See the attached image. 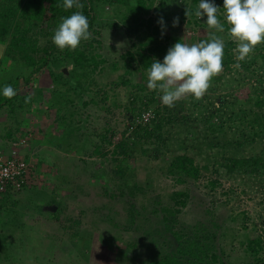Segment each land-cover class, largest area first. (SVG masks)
Segmentation results:
<instances>
[{"label":"rangeland","instance_id":"1","mask_svg":"<svg viewBox=\"0 0 264 264\" xmlns=\"http://www.w3.org/2000/svg\"><path fill=\"white\" fill-rule=\"evenodd\" d=\"M215 4L222 8L221 4ZM198 5L199 0H147L143 18L163 19L164 25L169 27L166 34L188 45L214 36L224 43L234 42L228 34L223 9L217 16L222 24L226 23L227 29L217 32L195 15ZM97 9L96 28L100 35L92 34L89 39H95L99 45L94 43L88 55H97L96 59L103 62L97 68L90 65L76 70L73 64L55 68L54 74L61 76L58 81L44 72L30 85L19 88L20 96L34 92L35 97L31 107L17 110L13 116L19 122L25 121L20 133L22 138H27L29 149L24 152L29 150L31 157L38 152L46 161L34 173L31 184L35 188L19 194L32 202L27 224L35 229L32 231L25 226L29 232H21L11 219V213L0 217V264H140V260L166 250V244L173 242L171 236L163 233V209L173 204L170 199L173 192H185L189 196L186 207L176 218L175 230L189 229L197 223L210 226L213 220L216 227L210 229L218 235L216 245L223 251L225 261L246 263L248 257L243 243L247 234L251 235L253 223H260V218L264 217V189L248 178L230 180L215 174L221 150H210L205 142L191 137L202 135L198 125L200 108L214 104L216 96L232 101L227 91L233 84H226L215 95L210 91L214 87L210 82L203 95L208 99L204 98L200 107L191 106L190 97H185L184 103L178 106V118L182 120L185 116V124L176 120L163 125L167 150L175 154L185 152L194 158L201 170L198 181L184 178L178 183L177 177L168 173L171 153L166 150L155 159L142 156L138 148L129 151L133 160L127 161V175L115 176L111 172V160L115 158L111 154L112 146H105L103 151L108 153L105 157L93 154V145L99 141L96 136L107 127L116 134L124 131L127 123L144 109L142 105L147 97L156 92L147 88L149 68H142L144 61L139 55L146 54L148 47L162 45L159 38L163 36H153V40H158L155 42L147 38L145 30L132 33L131 22L124 20L127 11L124 5L105 4ZM2 50L0 48V57ZM128 54L134 60L131 61ZM234 54L237 53L234 51ZM163 58L161 53L154 59L162 62ZM123 81L127 84L121 85ZM130 83L144 88L137 90ZM232 94L239 100L245 95L243 90ZM156 98V103L148 109L167 107L162 105L157 92ZM239 107L242 106L229 105L226 111ZM56 111L62 120L56 119ZM5 116L8 115L1 110L0 134L7 133L6 125L12 121ZM226 128V137L232 139L233 131L229 128L234 127L227 122ZM263 143V140L258 141L244 154L258 152ZM32 160L35 167L37 159ZM209 180H216L218 186L211 189L207 184ZM52 199L62 204L58 222L52 214L43 217L50 215L46 205ZM19 204L15 208L18 212L25 207ZM131 206L135 212L133 222ZM54 208L51 212L56 211L57 207ZM27 233L29 240L21 239Z\"/></svg>","mask_w":264,"mask_h":264},{"label":"trees","instance_id":"2","mask_svg":"<svg viewBox=\"0 0 264 264\" xmlns=\"http://www.w3.org/2000/svg\"><path fill=\"white\" fill-rule=\"evenodd\" d=\"M148 1L151 2V0ZM196 1L198 0H194V2ZM78 2L81 5L80 8L74 7L66 10L63 7V0H0V48L3 49L2 57H0V79L2 78L0 87L11 85L16 90V95L13 98L0 96V111L2 110L3 114L8 115L5 116L6 119L10 118L12 120L11 123L6 125L7 133L0 134V139L15 143L20 141V139H16L17 135H20V138L23 137L20 133V127L25 124V121L19 122L13 116L18 113L17 110H23L27 106L31 107L35 102V97L34 92L33 94L20 96L18 93L21 85H30L33 81H36L38 74L41 75L44 72H49L53 81L56 82L61 76L55 75L52 70L69 64H73V67L78 70L90 65L97 68L103 62L102 59H96L97 55H88V50L94 43L99 45L95 39L83 41L74 51L67 49L60 51L53 44L52 36L62 17H67L75 11H81L89 21L90 35L99 36L100 31L96 28L99 21L97 7L105 4L109 6L114 4L126 6L127 11L124 20L131 22L132 27H129V30L132 33L137 34L145 30L148 32V37H146L150 41H155L153 36H163L159 38L162 45H154L151 49L148 47L146 54L139 55L144 61L142 64L143 69L150 68L154 58H157L161 53L165 56L168 49L180 40L168 36L166 33L169 32V27L166 25L161 26L158 23L159 20L151 17L143 18L148 8L147 0H78ZM214 2L221 4L223 7V0H214ZM182 11L184 12V10ZM223 25L224 29H227L226 23ZM211 39L212 37H209L206 41ZM224 44L223 69L212 78L211 84L214 87L210 91L217 95L223 86L233 84L227 91V95L232 96L233 100L228 102L223 97L216 96L214 97V104L216 105L211 104L209 107H201V121L198 125L202 135L199 134L197 138L191 137L205 142L210 150H221V158L216 162L219 169L214 171L215 174H220L219 176L230 180L248 178L264 189V143L258 152L244 154L248 147H253L258 141L263 140L264 142V43L257 45L254 52L244 61L236 60L234 49L237 45L234 42L230 41ZM128 57L131 61L134 60L131 54H128ZM74 68L73 71H75ZM6 74L8 75L7 78L4 77ZM125 84L127 82L123 81L121 85ZM130 86L137 90L144 88V86L131 83ZM236 90L244 91L245 95L241 100L238 99L237 95L232 94ZM204 98L208 99L207 96L192 99L191 106L200 107ZM156 101V92H153L143 103L142 107L144 109L140 110L131 119V122L127 123L125 130L121 133L116 134L107 127L102 134H97L96 137L99 141L93 145V154L105 157L108 154L103 151L105 146H112L111 154L115 158L111 160L113 163L111 172L115 176L124 178L127 175L129 168L127 161L133 160V157L129 155L131 148H138L142 156L155 159L163 154V150H166L169 154L171 153L167 150L168 145L163 139V125H169L176 120L182 125L187 122L185 116L182 117V120L178 118V106H181L184 100L177 102L174 107L169 109L168 107H162L152 110L154 119L151 123L144 126L137 125L132 128L134 118L143 111L148 110L149 106L156 103ZM229 105H240L242 107L226 111ZM58 112L56 111V119L62 120L63 118ZM227 122L234 127V129L229 128L233 131L232 139L226 137ZM60 128L64 129L62 126ZM127 133L130 136H126ZM182 149L184 151L185 146ZM0 152L2 155L5 154L1 146ZM29 153V151H26L18 155L27 165L28 180L26 178L25 183L28 185V192L35 188L31 184L35 178L34 173L46 161L44 156L39 157L37 155L38 152L32 157ZM170 155L168 173L175 175L178 183L182 182L184 178L199 180L201 170L196 165L194 158L185 152L171 153ZM33 158L37 159L35 167L31 164ZM25 183L22 186L23 188L27 186ZM207 184L213 189L219 183L216 180H209ZM19 193L21 192L11 191L9 187L0 192V217L2 218L4 213L6 215L11 213V219L17 223L21 232H29V230H25V226L31 227L30 230L33 231L35 228L27 224V217L32 214L29 211L32 202L26 201L25 197L22 199L20 195L15 198V195L17 196ZM31 193L33 192L31 191ZM170 199L173 204L163 209V233L171 236L173 242L166 244V250H161L162 252H156L155 255L140 260V264H230L225 261L223 251L216 245L218 235L210 229V227H216L215 222L210 221V226L197 223L189 229L175 230L176 218L181 210L186 207L189 196L185 192H173ZM19 203L25 206L19 209L20 212L15 210L16 207L20 206ZM46 207H57V209L55 212H51L52 210L48 208L50 215L42 216L48 217L52 214V218L58 222V214L60 216V213L63 212L62 204L52 199ZM130 208L132 209L130 219L133 222L132 218L135 212L133 206ZM26 212L28 213L23 215ZM260 219V223H253L251 235L247 234L246 242L243 243L244 254L248 257L247 262L244 264H264V217ZM75 224H78V222ZM17 233H19L18 230ZM24 236L21 239L29 240L28 233Z\"/></svg>","mask_w":264,"mask_h":264},{"label":"clouds","instance_id":"3","mask_svg":"<svg viewBox=\"0 0 264 264\" xmlns=\"http://www.w3.org/2000/svg\"><path fill=\"white\" fill-rule=\"evenodd\" d=\"M63 7L67 10L80 8L81 5L78 0H63ZM220 9L214 0H199L195 15L208 27L223 32L224 25L217 16ZM222 9L229 26L228 34L237 45L234 49L237 53L235 58L237 61H244L257 45L264 43V0H223ZM158 23L163 26L165 22L161 19ZM175 23L176 21L174 25ZM89 27V21L81 11L72 12L71 15L61 18L54 30L52 42L60 51H74L83 41L89 39ZM224 47V41L215 36L209 41L191 45L177 41L168 49L162 62L153 59L147 73V88L156 91L162 105L168 108L174 107L185 97L201 98L209 88L212 78L223 69ZM15 95L16 90L11 85L0 87V96L13 98ZM20 137L16 139L25 140L24 144L19 145L20 141H4L3 147L1 146L4 155H10L14 151L18 156L29 149L27 138ZM32 162L33 160L31 164ZM25 189L29 190L28 185L11 191L23 193Z\"/></svg>","mask_w":264,"mask_h":264},{"label":"built area","instance_id":"4","mask_svg":"<svg viewBox=\"0 0 264 264\" xmlns=\"http://www.w3.org/2000/svg\"><path fill=\"white\" fill-rule=\"evenodd\" d=\"M154 119V113L151 109L143 111L139 116L134 118L133 126H144ZM26 141L21 140L19 145ZM16 144H14L15 146ZM27 176V165L23 159L19 158L13 151L10 155H2L0 152V192L4 191L6 187L13 190H20L24 185ZM27 184V183H25Z\"/></svg>","mask_w":264,"mask_h":264},{"label":"crops","instance_id":"5","mask_svg":"<svg viewBox=\"0 0 264 264\" xmlns=\"http://www.w3.org/2000/svg\"><path fill=\"white\" fill-rule=\"evenodd\" d=\"M4 141L3 139H0V146H2V144L4 145ZM3 147V146H2Z\"/></svg>","mask_w":264,"mask_h":264},{"label":"water","instance_id":"6","mask_svg":"<svg viewBox=\"0 0 264 264\" xmlns=\"http://www.w3.org/2000/svg\"><path fill=\"white\" fill-rule=\"evenodd\" d=\"M55 208L53 207L52 211L54 210Z\"/></svg>","mask_w":264,"mask_h":264}]
</instances>
